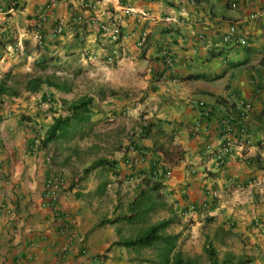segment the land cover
<instances>
[{
    "label": "crops",
    "instance_id": "1",
    "mask_svg": "<svg viewBox=\"0 0 264 264\" xmlns=\"http://www.w3.org/2000/svg\"><path fill=\"white\" fill-rule=\"evenodd\" d=\"M91 16L121 32L113 66L110 43L85 22ZM59 20L66 29L52 37ZM232 23L246 45L221 43ZM40 69L66 88L15 85L18 95L0 96V264H149L132 260L117 229L101 224L113 216L102 195L145 179L162 183L194 231L207 222L218 263L264 264V0H0V77ZM89 97L92 149L82 152L73 133L43 145L61 147L53 163L68 180L57 218L44 205L43 148L29 154L28 142ZM230 114L245 137L222 128ZM160 146L181 148L182 159L173 163ZM136 151L144 157L133 168L125 159Z\"/></svg>",
    "mask_w": 264,
    "mask_h": 264
},
{
    "label": "trees",
    "instance_id": "2",
    "mask_svg": "<svg viewBox=\"0 0 264 264\" xmlns=\"http://www.w3.org/2000/svg\"><path fill=\"white\" fill-rule=\"evenodd\" d=\"M22 78H17L12 72L0 77V96L18 95L19 91L15 85H23L28 91H38L43 84L53 85L59 89L66 88L64 81L57 76L27 75ZM91 100L90 97L82 98L78 103L69 106V115L57 117L48 130L43 145L54 139H64L71 133L81 139L87 137L90 128L84 127L89 120L85 114L88 113L87 106ZM73 122L77 124L74 125ZM159 148L163 152L164 147ZM164 153L170 155L173 163L183 157L182 149L177 146L168 148V151L164 150ZM100 190L102 191L101 188ZM116 194L114 216L104 218L101 224L117 229L119 234L117 244L132 251L130 255L132 260L149 264H187L181 249L182 233L170 230L173 225L180 224L181 219L173 206L166 201L162 183L151 179H145L143 184L120 183ZM162 213L165 215H161ZM212 253L214 259L211 264H219L214 249Z\"/></svg>",
    "mask_w": 264,
    "mask_h": 264
},
{
    "label": "built area",
    "instance_id": "3",
    "mask_svg": "<svg viewBox=\"0 0 264 264\" xmlns=\"http://www.w3.org/2000/svg\"><path fill=\"white\" fill-rule=\"evenodd\" d=\"M49 12V6L40 7L37 11L38 16L41 20H43ZM256 14H253L252 17H255ZM76 21L84 22L82 16L75 17ZM85 22L89 23V25L97 26V28L101 31L102 37L105 41L110 43L111 48L107 50L105 54V61L108 65L113 66L116 64V60L120 57L122 53V45L120 44L121 32L120 30L113 26L111 23L101 21L96 16H91L85 20ZM67 24L63 20H59L52 31V37L62 34L66 29ZM238 25L236 23H232L229 27V31L224 34L222 37V44H234V45H246L247 40L245 37L237 36ZM36 38L38 41L42 40V34L39 31H36ZM147 37L144 34L140 39V44L146 42ZM106 47V45H105ZM222 128L226 131L227 134L236 132L238 136L245 137L247 135V129L245 125L237 123L235 116L230 114L226 118L222 119L220 122ZM45 136L43 133L38 131L32 139L28 142V153L32 155H36L43 148V140ZM44 153V161L49 166V173L46 177L44 183V197L46 201L44 205L48 207H52L53 214L55 217L61 216V211L58 206V200L61 194L68 187V180L66 176L59 170H57L54 166V150L50 145L43 148ZM143 152L136 151L134 154L126 157L125 163L131 167H138L143 161ZM163 174L165 176H170L172 174V169L168 168L163 170ZM209 195L212 199L217 198L219 193L216 189H208ZM202 215H205V212H202ZM83 255H86L92 262H100L104 260V254H91L87 248L82 249Z\"/></svg>",
    "mask_w": 264,
    "mask_h": 264
},
{
    "label": "rangeland",
    "instance_id": "4",
    "mask_svg": "<svg viewBox=\"0 0 264 264\" xmlns=\"http://www.w3.org/2000/svg\"><path fill=\"white\" fill-rule=\"evenodd\" d=\"M46 70L47 69H40V70L33 71L32 73H26V74H22V75L17 74L16 77L23 79L22 76L24 77L27 75H44L45 76L44 72ZM49 70H51V69H49ZM40 71H42V72H40ZM39 73H43V74H39ZM57 105H58V110L60 109V112L62 114L64 112L63 111L64 110L63 104L61 105V103H59L57 101ZM38 129L40 131V128H38ZM44 136H45V134H44ZM94 139H96V137L94 135H91L88 133L87 137L82 138V139L77 138L74 141L76 143H78L80 141L79 147H80L81 151L87 153V152H89V151H87L88 148L93 145ZM50 146L53 147V150H54L53 156H54V160H55V159H57L58 156L61 155V147L55 143H52V145L50 144ZM64 147H66V146H64ZM55 168L64 174V172L61 168H58L56 166H55ZM102 196H103V202H105L107 204V208L109 209V211H112V213H108V214H113V216H114L113 211H114V208H115L116 203H117L116 202L117 201V194L114 195V193L112 191H110L109 193L102 195ZM161 215H165V213H162ZM201 215H202V213H201ZM206 218H207L206 215H204V217L202 215L201 220L205 221ZM180 219H181L180 224L173 225L170 230L173 232H179L180 231L182 233L181 249L183 251L184 261L187 264H211V262L214 259L212 257V254H213L212 249H214L215 247H213L212 241L209 240L208 233H206V230H205L206 229L205 226H206L207 222L200 224L198 226V229L196 231H194V224H196V222L192 218H187L186 220H184L182 217H180Z\"/></svg>",
    "mask_w": 264,
    "mask_h": 264
}]
</instances>
